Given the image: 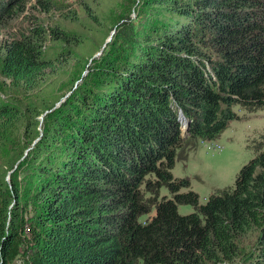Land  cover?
I'll list each match as a JSON object with an SVG mask.
<instances>
[{"label":"trees","instance_id":"1","mask_svg":"<svg viewBox=\"0 0 264 264\" xmlns=\"http://www.w3.org/2000/svg\"><path fill=\"white\" fill-rule=\"evenodd\" d=\"M144 2L126 56L105 52L90 81L45 115L46 135L19 168L25 181L0 174V264H264V150L203 204L171 173L180 114L186 136L212 140L238 118L235 104L264 108V0ZM9 13L0 3V21ZM43 47L41 33L0 44L12 86L44 88ZM50 107L0 99V137L24 124L34 139Z\"/></svg>","mask_w":264,"mask_h":264},{"label":"rangeland","instance_id":"2","mask_svg":"<svg viewBox=\"0 0 264 264\" xmlns=\"http://www.w3.org/2000/svg\"><path fill=\"white\" fill-rule=\"evenodd\" d=\"M97 1L0 0L7 12L10 11L0 21V44L6 40L41 33L44 37V55L51 60V66L42 75L44 88L31 92L12 86L1 72L0 61V99L24 105L34 102L36 97H45L51 106L46 110L40 108L43 113L37 119L38 133L34 139H28L24 124L8 128L0 137V174L5 175L8 184L9 177L15 173L22 182L27 178L19 168L30 150L46 135L45 115L50 113L47 118L55 117L54 110L73 96L80 86L90 81L92 75L88 76V71L96 70L105 52L114 55L118 61L122 60L130 49L131 31L146 22L148 14L143 10L144 0H104V6ZM84 5L101 23H94L90 19ZM44 89L46 95L43 97ZM232 110L238 118L231 120L212 140L186 136L188 121L181 114L178 117L182 142L176 152L171 173L175 178L190 180L189 188L199 195L201 204L212 193L233 188L240 168L258 150H264V108L249 110L235 104ZM182 116L185 123L181 122ZM30 126L33 124L30 123ZM5 161L12 167L3 166ZM160 195L169 196V192L162 187ZM191 211V205H178L180 214ZM144 218L141 217L142 220ZM15 264H23L21 257Z\"/></svg>","mask_w":264,"mask_h":264},{"label":"water","instance_id":"3","mask_svg":"<svg viewBox=\"0 0 264 264\" xmlns=\"http://www.w3.org/2000/svg\"><path fill=\"white\" fill-rule=\"evenodd\" d=\"M186 125H189V122H188ZM185 129L187 130L188 128H187V127H185Z\"/></svg>","mask_w":264,"mask_h":264}]
</instances>
